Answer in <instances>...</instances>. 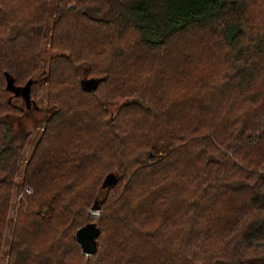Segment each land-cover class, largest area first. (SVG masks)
<instances>
[{"label": "trees", "instance_id": "1", "mask_svg": "<svg viewBox=\"0 0 264 264\" xmlns=\"http://www.w3.org/2000/svg\"><path fill=\"white\" fill-rule=\"evenodd\" d=\"M44 77L5 264H264V0H0V256Z\"/></svg>", "mask_w": 264, "mask_h": 264}, {"label": "rangeland", "instance_id": "2", "mask_svg": "<svg viewBox=\"0 0 264 264\" xmlns=\"http://www.w3.org/2000/svg\"><path fill=\"white\" fill-rule=\"evenodd\" d=\"M49 27H50V22L48 21L47 24V29L46 33H49ZM46 78L41 79V83L38 86L37 90V95L35 97V104H25L23 101L15 100L14 102L16 105L20 106L21 108L30 109L28 113L25 114V116L22 119V122L24 124V130L27 132H31V136L29 137V140L27 142V145L25 146L21 157H20V162H19V169L18 173L16 176V185L12 194L11 198V204H10V211L8 215V223L6 226V230L4 233V242H3V248H2V253L0 256V264H5L6 262V253L8 249V243L10 239V234H11V228H12V221L15 215L16 207H17V201L21 197L20 193V181L22 178V168L27 159L29 158V155L31 154L33 144L36 141V138L39 134L40 127H42V122L44 121L47 113L45 110V104H46V98H45V90H46ZM119 105V104H118ZM118 105H113L111 106L112 110H115ZM27 111V110H26ZM39 125V128H35L34 126ZM15 128L17 125H14ZM17 129V128H16ZM88 215L92 220H97L99 217V211L96 213L91 212L90 210L88 211Z\"/></svg>", "mask_w": 264, "mask_h": 264}, {"label": "water", "instance_id": "3", "mask_svg": "<svg viewBox=\"0 0 264 264\" xmlns=\"http://www.w3.org/2000/svg\"><path fill=\"white\" fill-rule=\"evenodd\" d=\"M30 85V81L27 86ZM92 211H97V208H92ZM99 235V229L95 224H87L79 228L75 233V239L78 245L81 247L82 253L86 256H91L96 252V238Z\"/></svg>", "mask_w": 264, "mask_h": 264}, {"label": "built area", "instance_id": "4", "mask_svg": "<svg viewBox=\"0 0 264 264\" xmlns=\"http://www.w3.org/2000/svg\"><path fill=\"white\" fill-rule=\"evenodd\" d=\"M93 213H96L97 211H92Z\"/></svg>", "mask_w": 264, "mask_h": 264}]
</instances>
